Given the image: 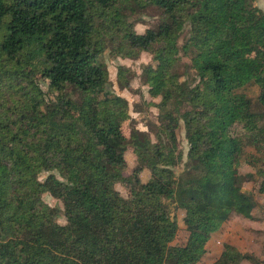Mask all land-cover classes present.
I'll use <instances>...</instances> for the list:
<instances>
[{
    "label": "trees",
    "instance_id": "obj_1",
    "mask_svg": "<svg viewBox=\"0 0 264 264\" xmlns=\"http://www.w3.org/2000/svg\"><path fill=\"white\" fill-rule=\"evenodd\" d=\"M261 199L258 0H0V264H209L233 216L250 248L211 264H264Z\"/></svg>",
    "mask_w": 264,
    "mask_h": 264
},
{
    "label": "rangeland",
    "instance_id": "obj_2",
    "mask_svg": "<svg viewBox=\"0 0 264 264\" xmlns=\"http://www.w3.org/2000/svg\"><path fill=\"white\" fill-rule=\"evenodd\" d=\"M258 3L260 5V7L264 10V0H258ZM150 21H152L151 18H146V22H150ZM145 28L146 27L143 25L138 26L139 31L144 30ZM106 62L108 65L110 80L114 84V90L117 92L118 95L126 98L129 101L130 106H131V115L139 121V129L142 131H147V127L145 126L147 118H146L144 113L148 112L149 117L154 120L158 114L157 109L151 107L150 109H148V111H145V109L143 108L142 109L143 114H140V113L134 112L133 106H134V104L135 105H142L145 102L146 96L148 94V88L142 87V88H140L138 93H134V91L121 90L119 85H118V65H119V62L111 60L109 54H106ZM146 62H149V56H147V55L142 58V61H139L137 63L127 62V64L134 66L136 68V70H138L139 66L143 65L142 63H146ZM247 92L249 93V95L251 97H254L256 95V92L253 88H250L249 90H247ZM181 138H182V145H183L185 151L187 152L186 141L183 137H181ZM136 160H137V156L134 154V152H128L127 153V161L129 164V171H132L134 169ZM142 177L144 179L147 178L148 177L147 173H144L142 175ZM246 187L248 189H251L252 184L247 183ZM116 188L123 196H126L128 193L132 192L131 185L126 180L118 183L116 185ZM46 201L49 204H51L52 206H56L57 204H59V207L62 208V205L60 203L56 202L55 200H53L50 197H46ZM176 216L180 222L181 229L183 231V228H184L183 227L184 212L183 211L178 212V213H176ZM60 223L62 225L66 224V220L63 216L60 219ZM246 223L247 222L244 221L242 218H240V217L238 218L235 216L232 217V220L230 223L231 224L230 229L237 234V237L240 240L243 251H246L248 249V246L251 245V242H252V237L245 233V224ZM180 235H181L180 240H182L183 232H181ZM219 240H221V239H219ZM216 246H217V244H216Z\"/></svg>",
    "mask_w": 264,
    "mask_h": 264
},
{
    "label": "crops",
    "instance_id": "obj_3",
    "mask_svg": "<svg viewBox=\"0 0 264 264\" xmlns=\"http://www.w3.org/2000/svg\"><path fill=\"white\" fill-rule=\"evenodd\" d=\"M260 202L261 204H264V199H261ZM261 212H262V207H258L254 210L253 214L256 217H259L261 215ZM230 223L223 226V229L218 231L216 233V236L209 242L208 244L209 253L207 258V262L209 264L216 261V259L222 254L224 249V244L226 243L236 247L238 251L241 253H246L249 250L250 245L248 246V249L246 251L242 250V246L240 240L237 237V234L230 229L231 228Z\"/></svg>",
    "mask_w": 264,
    "mask_h": 264
}]
</instances>
